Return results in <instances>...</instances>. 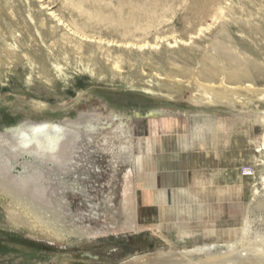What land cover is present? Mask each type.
I'll use <instances>...</instances> for the list:
<instances>
[{
    "label": "rangeland",
    "instance_id": "obj_1",
    "mask_svg": "<svg viewBox=\"0 0 264 264\" xmlns=\"http://www.w3.org/2000/svg\"><path fill=\"white\" fill-rule=\"evenodd\" d=\"M216 43L261 66L236 83L253 85L250 92L230 90L215 99L188 82L225 79L201 72L208 58L226 63ZM262 64L264 0H0V134L30 119L79 118L104 105L130 122L112 118L84 138L80 164L51 175L55 188L49 192L70 221L100 232L114 222L121 231L138 233L139 223L117 203L132 171L140 176L141 219L150 223L157 213L158 227L187 256L205 257L193 251L203 247L231 260L264 258ZM149 112L154 114L139 119ZM197 133L211 144L210 156L186 150ZM167 136L179 138L182 151L172 172L162 174L154 159L171 152L161 151ZM186 153L206 166L196 176L190 169L191 180L184 182L203 175L209 181L200 177L204 189L193 196L195 204L212 210L202 220L186 213L184 183L174 180L170 187L162 178L181 173ZM151 198L164 201L159 211L149 207ZM176 199L182 202L172 214L166 204ZM87 200L99 216L82 225L76 218L79 208H90ZM10 220L0 204V264H121L170 250L151 232L114 230L92 248L72 252L32 239ZM216 229L223 232L219 245L202 243Z\"/></svg>",
    "mask_w": 264,
    "mask_h": 264
},
{
    "label": "bare ground",
    "instance_id": "obj_2",
    "mask_svg": "<svg viewBox=\"0 0 264 264\" xmlns=\"http://www.w3.org/2000/svg\"><path fill=\"white\" fill-rule=\"evenodd\" d=\"M216 49L219 51L220 56L227 60L226 63L219 65L218 62L216 63L213 59L208 58V61L203 64L201 72H204V76L208 78L217 77V75L222 73L225 75V79L211 81L209 83L189 79L190 81L188 82L194 83L195 86L202 89L205 93H209L215 99L224 98L225 93L230 90L241 91L243 89L250 92L253 89V85L246 84L241 87L237 86L236 83L249 79L253 70H259L261 66L257 64L258 62L245 56V54L244 56L238 55L220 43H216ZM165 77L170 76L166 75ZM173 80L178 81L179 78L175 76ZM229 102L232 103V101ZM89 113V115L81 114L78 116L79 118H65L61 121L51 119L37 121L30 119L19 124V126L10 128L8 132L0 134V204L5 206L8 216L16 224L17 230L32 239L55 245L61 249H68L72 252L77 251V249L78 251L79 249L83 251L89 249L93 244L101 242L103 238L106 239L104 236L106 235L108 237L114 230L118 235L134 236L151 232L158 242L168 244V248L170 249L154 254L153 256H137L121 264H264V258H261L259 255L246 256L241 259L234 258L231 260L227 259V256H223V254H212L207 248L203 247L193 249V251L195 250L194 252L196 253L204 252L205 257L191 258L187 256L158 227L157 222L159 217L157 213L152 215L153 221L150 223L144 222L141 219V203L139 200V191L141 190L139 186L140 176L132 171H129L125 176L123 189L120 192L122 196L121 201L117 199V203L120 204L121 202L122 210L126 213V216H129L139 223L138 233L121 231L114 222L111 224V227L106 226L105 229H102V232L94 230V228L91 229L92 227H85L83 224L85 223L86 225L89 223L88 220H85L86 217L96 218L99 216V212L96 209L97 205L95 204L94 206L90 200H87L90 208H79L78 214L80 215H77L76 218L79 221L82 220L78 223L83 226L78 227L77 222H74V220L70 221L66 217L64 210H61L59 199L56 203L52 198L53 195L49 192L52 190L51 188H55L53 184L54 178L51 176L52 172L58 173L60 171V173L65 174L66 170L74 168L76 164H80L83 154L82 150L85 147L84 138L87 135H96L98 130L111 125L112 121L110 120L112 118L115 120L121 118L130 122L128 119L120 117L119 115H111L109 108L104 105L98 110V113H94L93 111ZM147 114L153 115L154 113H143L144 117H140L139 119L145 120ZM195 136L197 137V141L192 145L187 144L186 150L190 154L195 151H202L204 153L203 156H210L213 151L209 149L211 144L206 140H200L198 133ZM180 142L181 140L175 136L164 137V146L161 147V151L171 152L168 154L161 153L154 159L156 160V166L159 172L162 174L164 172L171 173V170L175 168V154H177V150L182 151ZM189 153H186L190 157L187 161L188 165L185 163L182 164L181 173H176L172 176L164 174L162 176L167 186H173L171 182L174 180H179L183 183L185 182V178L191 180L190 169L194 170L193 173L196 176V174H199L197 170L199 167H201L200 172L206 167L201 162L193 161ZM186 166H188L187 169L185 168ZM16 168H21V170L15 171ZM200 177L202 178L204 175ZM200 177H196L194 183H184L188 202L186 213L188 217L192 219L196 218L197 220H202V217L206 214L209 216L213 214L210 208L203 207L199 202L195 204L193 196L199 195L204 189V186L199 181L197 182ZM202 180L204 183V178ZM208 182L205 179L204 184ZM105 202L107 201L105 200ZM179 202H182L181 199L168 201L169 205L166 204V206L169 207L170 213L173 214ZM160 203L165 204L164 201L157 202L151 198L149 207H154V211H159ZM106 204L110 208L113 206L111 202H107ZM214 234L211 240H201L202 243L212 246L219 245V239L222 237L223 232L220 229H216L214 230ZM189 251L193 252L192 250ZM228 261L233 262L228 263Z\"/></svg>",
    "mask_w": 264,
    "mask_h": 264
}]
</instances>
